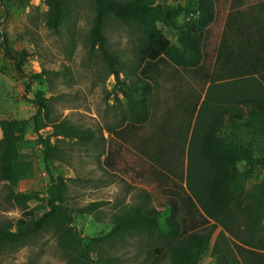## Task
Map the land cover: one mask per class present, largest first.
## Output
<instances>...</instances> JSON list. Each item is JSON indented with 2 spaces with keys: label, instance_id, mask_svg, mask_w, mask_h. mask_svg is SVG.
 I'll use <instances>...</instances> for the list:
<instances>
[{
  "label": "rangeland",
  "instance_id": "374dc122",
  "mask_svg": "<svg viewBox=\"0 0 264 264\" xmlns=\"http://www.w3.org/2000/svg\"><path fill=\"white\" fill-rule=\"evenodd\" d=\"M185 2L159 0L164 7ZM233 4V0H216V17L204 41L202 68L183 70L166 66L153 85L148 121L132 129L126 124L124 103L116 101L123 97L115 75L109 74L110 67L102 52L98 48L92 50L89 44L94 17L92 0H68L65 17L57 29L47 24L45 0H0V120L14 122L17 133L24 137L18 146L20 157L34 164L33 177L22 181L18 191L40 192L43 201L31 202L29 210H49L46 199L53 187L51 173L54 178L66 180V207L73 210L94 201L106 202L105 207L91 215L72 214V227L82 238L81 248L92 246L102 257L101 261L95 258L97 264H170L161 241L146 237L104 239V235L111 231L115 214L129 205L144 203L161 211V229L165 234L170 232V200L176 198L172 192L188 194V145L196 115L189 127L183 111L190 101L202 103L211 81L217 79V52ZM242 4L241 11L247 16L264 13V0H242ZM175 18L187 30L191 15L179 13ZM148 28L159 32L172 46H179V32L171 26L146 19L142 31L145 33ZM105 33L108 50L118 60L115 69L120 78L129 81L138 76L141 30L110 20ZM3 40L12 51L23 55L18 65L6 56ZM38 97L50 98L53 120L91 129L96 141L83 144L66 139L59 144L63 161L47 160L40 139L51 138L52 130H36L33 116L37 105L28 101ZM162 130L166 136H162ZM228 130L255 157L264 156L263 136L241 121L238 127ZM50 140L55 142L54 138ZM236 173L247 190L258 197L264 195V169L241 163ZM179 206L182 216L184 208L180 202ZM193 210L199 220L206 219L197 205ZM22 213L2 187L0 222L9 220L16 224ZM236 245L242 246L241 241L222 225H216L201 264H220L216 253L227 257L229 264H246L250 260L251 264L256 263L250 255L244 258ZM252 251L259 254L258 259L264 264V251ZM75 257L72 250L60 243L53 228H45L20 245L0 248V264H76L72 262Z\"/></svg>",
  "mask_w": 264,
  "mask_h": 264
},
{
  "label": "trees",
  "instance_id": "16d2710c",
  "mask_svg": "<svg viewBox=\"0 0 264 264\" xmlns=\"http://www.w3.org/2000/svg\"><path fill=\"white\" fill-rule=\"evenodd\" d=\"M67 1L45 0L50 28L57 29L65 17ZM92 2L94 17L89 44L92 50L98 48L102 52L110 67L109 74L115 75L116 84L120 85L123 100L118 97L116 101L125 105L127 127L137 129L149 119L153 85L166 66L183 70L202 68L204 41L209 37V27L216 17V0H186L184 5L165 7L159 0ZM233 3L217 52V79L211 81L202 103L190 101L183 111L189 127L196 115L188 145V194L182 196L172 192L176 198L170 200L173 208V214L167 219L170 232L165 234L161 229L159 209L146 203L133 204L113 216V227L104 239L151 238L163 242L170 264H201L219 224L241 241L242 246L236 247L244 258L250 255L255 258L254 264H261L259 254L252 249L264 251V195L258 197L247 190L244 180L236 172L241 163L264 169V156L255 157L248 148L236 142L232 130L230 134L227 131L238 127L241 121L249 130L264 137V13L250 17L241 11L242 0H233ZM179 13L191 15L187 30H183L175 18ZM146 19L176 29L179 46H172L154 29L148 28L144 33L142 26ZM110 20L138 28L143 33L137 51L140 73L129 81L120 78V72L115 69L118 60L108 50L105 26ZM3 42L6 56L18 65L23 55L12 51L6 40ZM26 86L29 89L31 83ZM28 101L37 105V113L33 116L36 130L50 127L51 138L55 139L54 143L50 137L40 139L47 160L63 161L59 144L66 139L83 144L96 141V134L91 129L76 127L66 120H53L50 98ZM0 129V191L5 187L7 198L23 211L16 224L9 220L0 222V248L20 245L45 228H53L60 243L76 254L72 262L97 264L95 258L101 261L102 257L92 246L81 248L82 238L72 227V214L91 215L105 207L106 202L94 201L73 210L66 207V180L54 178L49 173L53 181L46 199L49 210H29L31 202L43 201L41 193L19 192L18 188L22 181L33 177L34 164L20 157L18 146L24 137L17 133L14 122L0 120ZM107 131L111 132V129ZM162 131V136H166ZM179 202L184 208L182 216H179ZM194 205L206 219L197 218ZM215 255L220 264H229L224 255ZM251 262L246 261V264Z\"/></svg>",
  "mask_w": 264,
  "mask_h": 264
}]
</instances>
